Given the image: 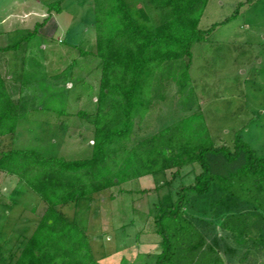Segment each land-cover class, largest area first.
I'll use <instances>...</instances> for the list:
<instances>
[{"label": "rangeland", "instance_id": "obj_1", "mask_svg": "<svg viewBox=\"0 0 264 264\" xmlns=\"http://www.w3.org/2000/svg\"><path fill=\"white\" fill-rule=\"evenodd\" d=\"M53 1L0 0V18L10 11L22 13L25 30L40 23L38 34L18 50L0 52V73L20 88L10 95L23 114L13 134L0 135V152L37 148L43 156L80 159L91 154L94 126L79 112L94 114L101 79L94 55L93 0H63L60 13L48 10ZM128 1L131 11L145 4ZM145 9L154 25L160 12L147 5ZM236 9L234 17L221 23ZM214 23L218 25L207 39L191 46L190 97L183 101L186 93L171 79L154 86L149 110L134 118L129 147L183 116L201 113L216 145L233 148L239 136L256 155L264 156V0H207L198 27ZM13 53L23 58L19 65L9 60ZM47 85L53 90H43ZM198 170L197 164H187L147 174L58 207L84 232L96 264H154L161 250L155 215L160 206L177 200V190L192 183ZM45 208L22 180L0 171V264L14 263ZM183 213L213 223L217 236L226 241L219 244L224 264H264V248L252 242L264 232V220L245 217L243 233L232 236L209 213L186 206Z\"/></svg>", "mask_w": 264, "mask_h": 264}, {"label": "trees", "instance_id": "obj_2", "mask_svg": "<svg viewBox=\"0 0 264 264\" xmlns=\"http://www.w3.org/2000/svg\"><path fill=\"white\" fill-rule=\"evenodd\" d=\"M62 2L49 3L48 10L60 13ZM206 3L145 0L131 11L128 0H93L94 55L99 60L101 79L96 111L92 115L79 112L94 126L91 154L65 159L43 156L37 148L0 152V171L17 176L46 205L13 264H96L84 232L58 206L90 199L93 193L133 178L170 168L178 170L187 164L200 168L194 181L180 186L177 200L160 206L154 218L161 239L154 264H224L219 251V244L226 242L224 237L217 236L213 223L186 216L185 206L221 220V228L232 236L243 233L245 217L264 220V156L256 155L239 136L233 148L216 145L201 113L183 116L132 147L127 145L134 118L144 116L150 108L154 86L171 79L180 93H186L183 101L190 97L191 46L206 40L218 25L198 27ZM145 5L160 12L154 25ZM39 26L35 23L31 30H15V40L0 47V52L17 50L38 34ZM45 87L53 90L50 85L43 90ZM20 108L0 73V135L15 132L23 116ZM42 109L53 110L46 106ZM211 232L213 235H209ZM252 242L263 249L264 232Z\"/></svg>", "mask_w": 264, "mask_h": 264}, {"label": "crops", "instance_id": "obj_3", "mask_svg": "<svg viewBox=\"0 0 264 264\" xmlns=\"http://www.w3.org/2000/svg\"><path fill=\"white\" fill-rule=\"evenodd\" d=\"M22 13H15L14 11H10L9 13H7L6 15H4V16H2L1 18H0V42L3 40V38H4V41L3 42H1V44H0V47H4V46H6L8 43H9V41H11V40H13V39H15L14 37H13V32L15 31V30H18V29H22L23 27H26V26H24V21H25V18L24 17H22V15H21ZM21 24V26H19ZM27 42H23L22 44H21V46L23 45V44H26ZM20 46V47H21ZM19 47V48H20ZM18 48V49H19ZM17 49V50H18ZM8 55V54H7ZM24 56V55H23ZM17 57V59H16V61H15V58ZM20 58H19V55H15L14 53H13V55H12V57L9 59V60H14V62H13V64H14V66L16 65V62L19 60ZM21 59H23V58H21ZM20 59V60H21ZM17 64H18V62H17ZM19 65V64H18ZM14 68V67H13ZM0 70H1V68H0ZM16 70H14L13 69V73L15 72ZM12 73V74H13ZM9 77H13V75H11V76H9ZM5 83H6V87H7V89H8V91H9V93L11 94V92H17V89H19L20 90V88L19 87H17V83H16V81L14 82V81H12V82H9V80L6 82L5 81ZM13 100H14V98H12ZM15 101V100H14ZM17 102V101H16ZM38 109L39 110H43L42 109V106H38ZM54 114V113H53Z\"/></svg>", "mask_w": 264, "mask_h": 264}]
</instances>
